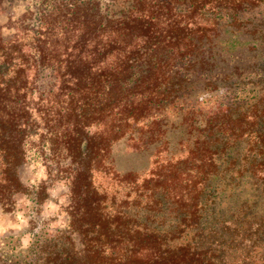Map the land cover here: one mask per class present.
I'll return each instance as SVG.
<instances>
[{"label": "trees", "instance_id": "trees-1", "mask_svg": "<svg viewBox=\"0 0 264 264\" xmlns=\"http://www.w3.org/2000/svg\"><path fill=\"white\" fill-rule=\"evenodd\" d=\"M263 1L40 0L21 35L0 24V209L23 196L34 213L30 246L4 264H264V96L244 86L202 123L192 114L194 96L241 82L214 60L261 30L244 14ZM46 73L57 86L43 94ZM33 137L62 157L30 186ZM123 140L153 147L145 170L111 162ZM55 181L67 223L49 231L35 216Z\"/></svg>", "mask_w": 264, "mask_h": 264}, {"label": "rangeland", "instance_id": "rangeland-1", "mask_svg": "<svg viewBox=\"0 0 264 264\" xmlns=\"http://www.w3.org/2000/svg\"><path fill=\"white\" fill-rule=\"evenodd\" d=\"M39 1L2 0L0 24L5 38L9 39L22 34L30 13ZM244 15V19L254 17L253 22L261 24V30L254 36L249 34L240 36L241 46L236 51L229 52L224 58L225 61L214 60V66L221 71H226L231 83L234 81L235 83L241 82L237 85L234 84L228 91L223 88L214 89L194 96L196 106L192 114L193 122L196 124L202 123L206 118L220 110L226 101L232 98L233 89L237 88L241 91V87L244 88L245 86L242 95L248 98H254L253 95L255 94L264 96V91L261 88L264 87V1L256 9ZM221 74L222 72H217L216 76H221ZM243 82L250 84L246 86ZM256 82L259 84L255 85ZM252 83L256 86L257 92H251ZM56 86L57 81L46 73L39 81V92L47 94ZM185 116L189 118L190 122L191 116L182 113L177 119H172L167 124L170 128L168 137L172 146L178 144L182 136H185V126L179 125ZM56 146L53 141H48L40 150L37 147L36 137L28 140L25 145L26 162L22 168V178L27 185H37L45 179L48 166L52 164V158L62 157L60 148ZM152 149V146L148 149L136 148L123 140L113 147L111 162L122 172L142 171L149 166ZM48 191L50 198L41 205V213L35 216V222L38 223L39 227L44 224L49 231H54L63 228L67 223L66 214L63 212L67 190L61 181H55L50 185ZM33 214L30 201L23 196L17 198V203L12 211L0 209V264H4V260L12 256L15 258L25 254L32 240L30 231L31 220L34 219L32 218Z\"/></svg>", "mask_w": 264, "mask_h": 264}]
</instances>
